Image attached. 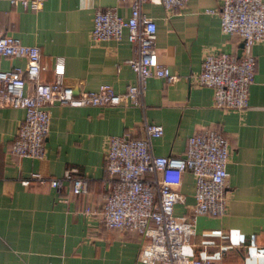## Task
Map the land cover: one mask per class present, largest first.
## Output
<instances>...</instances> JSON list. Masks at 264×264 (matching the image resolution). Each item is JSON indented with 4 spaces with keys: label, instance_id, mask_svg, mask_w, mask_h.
<instances>
[{
    "label": "crops",
    "instance_id": "obj_1",
    "mask_svg": "<svg viewBox=\"0 0 264 264\" xmlns=\"http://www.w3.org/2000/svg\"><path fill=\"white\" fill-rule=\"evenodd\" d=\"M111 5L122 15L130 12L127 0H43L38 8L0 0V30L38 45L43 80L54 79V58L60 55L62 81L73 89L108 82L123 91L137 79L128 63L135 44L126 29L119 39L90 38L94 11ZM220 5L221 0H186L167 11L161 0L143 1L142 10L156 22L158 60L176 78L147 76L142 105L126 100L50 103L42 157L10 152L24 108L0 105V264H143L137 257L141 234L106 226L99 209L108 177L107 137L123 132L144 135L145 119L163 126L160 135L150 138L152 150L160 154H182L187 136L199 127L215 125L224 132L231 147L227 210L197 214L195 232L184 249L194 256L211 255L222 264H264V38L253 44L256 70L243 109L216 105L212 87L190 78L207 49L239 54L242 40L221 29ZM25 63L23 55L0 53V68ZM67 167L88 177L86 191L73 193L69 180L60 187L20 180L31 171L61 175ZM178 189L184 198L174 204L177 214L194 203L190 170L184 171ZM85 205L98 211L85 212Z\"/></svg>",
    "mask_w": 264,
    "mask_h": 264
},
{
    "label": "built area",
    "instance_id": "obj_2",
    "mask_svg": "<svg viewBox=\"0 0 264 264\" xmlns=\"http://www.w3.org/2000/svg\"><path fill=\"white\" fill-rule=\"evenodd\" d=\"M9 1L38 8L43 0ZM143 1L127 0L130 12L126 16L113 5L97 8L93 14L91 39H119L126 29L127 38L135 44L136 52L128 58V63L137 79L128 83L123 91L115 90L108 82L99 83L94 89H73L62 81L64 63L60 55L54 58V79L43 80L39 77L43 64L38 45L23 42L0 30V53L26 57L23 66L0 68V105L24 108V116L9 144L11 153L32 157L44 155L49 129L47 106L52 102L102 105L126 100L142 105L147 76H162L170 81L176 78L177 75L158 60L154 46L156 22L142 10ZM161 2L170 11L183 6L186 0ZM219 19L223 31L241 38V51L236 54L205 50L200 69L190 78L194 84L212 87L216 105L243 109L247 106L248 89L256 70L253 44L264 38V0H221ZM143 126L144 135L123 132L107 137L104 167L108 177L99 209L101 221L108 227L141 234L137 257L143 264H222L220 259L208 254L191 255L184 246L195 232L197 214L217 215L227 210L226 165L231 155L227 136L215 125L202 126L187 136L182 154H160L152 150L150 138L163 132L162 124L145 119ZM75 170L76 167H67L61 175L31 171L20 180L24 184L36 181L54 187L69 180L73 193L86 191L88 177ZM186 170L194 176V203L189 210L177 214L174 204L184 198L178 186ZM83 211L95 213L98 210L85 205Z\"/></svg>",
    "mask_w": 264,
    "mask_h": 264
},
{
    "label": "water",
    "instance_id": "obj_3",
    "mask_svg": "<svg viewBox=\"0 0 264 264\" xmlns=\"http://www.w3.org/2000/svg\"><path fill=\"white\" fill-rule=\"evenodd\" d=\"M241 48H242V43H241ZM240 51H241V49L239 50V52H238V53H240Z\"/></svg>",
    "mask_w": 264,
    "mask_h": 264
}]
</instances>
